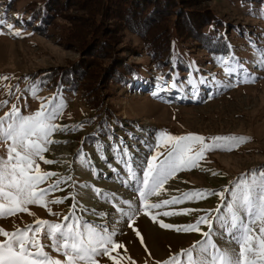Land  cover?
<instances>
[{"label": "rangeland", "instance_id": "obj_1", "mask_svg": "<svg viewBox=\"0 0 264 264\" xmlns=\"http://www.w3.org/2000/svg\"><path fill=\"white\" fill-rule=\"evenodd\" d=\"M35 1L38 0H21L17 3L0 0V76L11 78L0 80V101H9V106L0 108V117L10 110L11 104L20 107L24 115L40 110L41 103H48L53 97L65 104L62 113L54 121L63 128L52 137L60 143L50 145V150L44 154L47 159L57 163L47 165L39 162L42 171H53L65 178L66 182L47 197L48 200L63 199L64 202L48 205L56 215L49 213L45 207L29 205L30 212L35 215L22 212L0 219V227L14 232L17 228L33 225L37 219L62 224H74L78 220L82 231L84 224L115 231L114 240L123 247L115 249L112 255L117 257L120 264H163L171 254L187 249L205 238L198 233L161 228L159 220L182 226L193 224L200 216L208 214L212 217L217 214L228 217L237 181L251 170L259 172L264 169V66L259 63L261 52L264 51V40L258 44L256 41H248L250 45H243L246 58L239 61L240 66L233 68L230 74H224L225 77L215 75L213 82L216 85L213 82L193 81L194 84L185 90L173 89L168 79L160 78L158 81V74L152 66L147 67V82L141 81L128 88L119 84L105 87L101 81L96 88L105 104L94 112L78 85L60 89L58 83L42 77L44 71H59L63 68L65 71L75 69L78 72L86 65L88 70L89 65H93L92 55L97 53L95 49L99 40L80 47L76 43L79 37L77 30L69 29V39L66 40L62 30L64 21L69 26L85 21V5L91 0H55L58 9L54 14L60 16L57 19L53 16L40 23H36L39 21L38 16L27 18L29 8L34 7ZM117 1L110 0L112 4ZM202 3L210 6L216 4L217 12L224 20H229L227 26L230 29L238 26L241 29H252L251 33H254L257 26H253V23L257 22L264 31V17L261 15L264 9L250 10L244 5L238 8L231 0H202ZM114 15L116 13L112 9L104 20L116 26L119 20L113 18ZM109 26L106 24L105 28ZM17 32L20 34L16 35ZM248 33L242 32L243 35ZM123 36L125 40L130 37L125 33ZM129 50L124 43L117 52L125 53L126 59L132 63L142 60L141 55ZM181 52L187 54V49L182 48ZM178 57L182 66L175 82L180 83L190 80L193 66L187 64L183 56ZM111 62L104 60L102 63L109 66ZM231 64L235 65L234 62ZM202 65L206 67L202 77L208 75L209 71L214 75L218 68H221V73H225L223 69L226 64L223 65L217 59L207 58ZM239 67H242L241 72L236 70ZM249 76H255V82H241ZM78 78L79 81L84 80V77L83 80L81 76ZM5 85L12 86L15 96L9 95ZM15 86H18L19 91H16ZM29 89H33L36 96ZM162 132L174 136L194 133L205 137L206 143H213L212 138L217 136L251 138L231 151L226 150L231 145L225 144L222 148L207 152L205 159L200 161V167L179 172L176 178L165 185L167 191L150 197L149 202L158 203L173 196L181 197L186 192L203 190L216 193L224 191L223 198L219 195H206L202 199L150 209L149 214H145L143 202L134 189L150 158L158 151L166 154L171 148V145L160 146L159 136ZM199 147L195 145L193 151ZM164 158L158 157L159 160ZM133 172L137 180L132 179ZM213 172L219 175H213ZM69 176L71 180L67 179ZM51 182L41 187H47ZM124 201H132L135 206L136 213L132 220L119 211L123 209L126 213L131 212ZM184 209L197 211L185 215H163L166 211L179 212ZM215 209H220V212L212 211ZM152 215H156L157 222L151 219ZM64 216L69 219L64 220ZM201 228L203 231L210 230L207 225H201ZM211 231L212 240L221 248L237 247L230 243L231 237L219 227L218 221L214 222ZM128 233L129 236L124 235ZM147 235L151 236L150 244L147 243ZM167 238L178 241L176 244L171 243ZM3 239L0 236V240ZM60 258L63 259L62 256ZM97 259L98 264H115L107 256Z\"/></svg>", "mask_w": 264, "mask_h": 264}, {"label": "snow or ice", "instance_id": "obj_2", "mask_svg": "<svg viewBox=\"0 0 264 264\" xmlns=\"http://www.w3.org/2000/svg\"><path fill=\"white\" fill-rule=\"evenodd\" d=\"M261 15L264 17V12ZM259 63L260 66H264V51L261 52ZM9 79L11 78L0 76V80ZM255 80V76H249L241 82L253 83ZM4 87L8 89L9 95L15 96L12 86ZM15 87L16 91H19L18 86ZM29 91L36 96L33 89ZM5 106H9V101H0V108ZM64 107L62 101H57L56 97H53L48 103H41L40 110L35 113L24 115L20 107L11 104L10 110L0 117V147L3 148L0 152V219L13 217L22 212L35 215L30 212L29 205L45 207L49 213L56 215L48 205L64 202L63 199L48 200L47 197L66 182L65 178L59 177V174L53 171H42L39 163L41 161L47 165L57 163L47 159L44 154L50 150V145L60 143L52 137L54 133L63 130L62 126L54 121ZM250 139L217 136L212 138L213 143H206L205 137L194 133L183 136L160 133V146L171 145L170 150L166 154L158 151L153 155L147 162L141 178L138 179L136 173H132V179H138V186L134 190L143 202L145 214H149L150 209L177 205L185 200L202 199L206 195H219L223 198L224 191L216 193L203 190L186 192L181 197L173 196L158 203L149 202L150 197L159 196L167 191L165 185L176 178L179 172L200 167V161L205 159L207 152L222 148L225 144L231 145L226 148L231 151ZM195 145L200 147L193 151ZM159 156L165 158L159 160ZM212 174L219 175L216 172ZM67 179L71 180L72 177L69 176ZM50 180L52 182L48 183L47 187H41ZM235 189L228 217H221L219 214L212 217L208 214L200 216L193 224L182 226L165 223L163 220L158 221L161 228L198 233L205 238L187 249L171 254L163 264H264V169L259 172L251 170L243 174L237 181ZM124 203L129 205L131 212L126 213L123 209L119 211L132 220L136 213L135 206L132 201ZM193 211L197 210L166 211L163 215H185ZM212 211L219 213L220 209ZM63 219L68 220L69 217L64 216ZM151 219L157 222L156 215H152ZM216 221L231 237L230 243H234L236 248H221L212 240L211 229ZM201 225H207L210 230L203 231ZM115 235V231L110 232L107 228L98 229L91 224H84L82 231L78 220L74 224H62L37 219L33 225L17 228L14 232L0 227V236L4 237L0 240V264H98L97 258L106 256L115 261V264H120L117 257L112 255L115 249L123 247L114 240ZM137 235L140 236L139 231ZM140 239L143 244V237Z\"/></svg>", "mask_w": 264, "mask_h": 264}, {"label": "trees", "instance_id": "obj_3", "mask_svg": "<svg viewBox=\"0 0 264 264\" xmlns=\"http://www.w3.org/2000/svg\"><path fill=\"white\" fill-rule=\"evenodd\" d=\"M20 1L10 0L11 3ZM231 1L235 2L238 8L244 5L250 10L264 9V0ZM34 4V7L29 8L30 14L27 18L38 16L39 21L36 23L48 21L53 16L57 19L60 16L54 14L58 9H56L55 0H38ZM85 6H87L85 21L75 26L74 24L69 26V23L67 25L64 21L62 30L65 32V40L69 39V29L77 30L79 37L76 43L80 47L87 43L91 45V42L99 40L95 49L97 53L92 55L95 65L91 60L94 67L89 65L88 70L86 65L78 70L79 74L75 69L70 71H65L63 68L59 71L53 69L54 71L51 72L44 71L42 77L47 81L58 83L60 89L78 85L94 112L99 111L105 104L96 88L101 81L104 82L105 87L119 84L128 88L141 81L147 82V67L152 66L158 74V81L160 78H165L168 79V84L171 81L173 89L185 90L194 84L193 81L213 82L217 74L221 78L225 77L224 74H230L232 69L240 66L241 60L246 58L242 46L250 45L248 41H256L258 44L264 40V31L262 32L257 22L253 23V26H257L254 33H251L252 29H241L238 26L230 29L227 26L229 20H224L223 16L217 12L216 4L210 6L208 3H202V0H118L116 4H112L110 0H91ZM112 9L116 13L113 18L119 20L116 26L104 20L105 15ZM106 24L110 25L107 29ZM242 32L249 33L243 35ZM124 33L130 36L126 40ZM257 33L262 35L258 36ZM124 43L131 51L133 50L132 52L141 55L142 60L132 63L126 59L125 53L119 54L117 50ZM182 48L187 49V54L181 52ZM180 55L184 57L187 64H192L190 72L193 73L190 80L178 83L175 81L182 66L178 57ZM207 58L217 59L223 65L226 64L223 69L225 73H221V68H218L214 75L209 71L208 75L205 74V77H202L203 70H206L202 62ZM104 60L112 62L106 66V63H102ZM241 69L242 67H239L236 70L241 72ZM78 76H81V79L84 77V80L80 82ZM213 83L216 85V82Z\"/></svg>", "mask_w": 264, "mask_h": 264}, {"label": "bare ground", "instance_id": "obj_4", "mask_svg": "<svg viewBox=\"0 0 264 264\" xmlns=\"http://www.w3.org/2000/svg\"><path fill=\"white\" fill-rule=\"evenodd\" d=\"M166 186H167V185H166ZM138 217H139V216H138ZM168 232H169V231H168ZM124 235H125V236H129V233H128L127 235H126V234H124ZM125 236H124V237H125ZM157 236H158V235H157ZM159 237L161 238V236H159ZM153 239H154V238H153ZM170 239H171V238H170ZM170 239L168 240V238H167L168 241H170ZM171 240H172V239H171ZM177 241H178V240H177ZM177 241L174 239L173 241H170V242H171V243L173 242V243L176 244ZM150 242H151V236H148V235H147V243L150 244ZM178 243H179V242H178Z\"/></svg>", "mask_w": 264, "mask_h": 264}]
</instances>
